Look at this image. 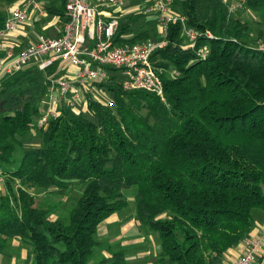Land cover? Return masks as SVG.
<instances>
[{"label":"trees","instance_id":"trees-1","mask_svg":"<svg viewBox=\"0 0 264 264\" xmlns=\"http://www.w3.org/2000/svg\"><path fill=\"white\" fill-rule=\"evenodd\" d=\"M65 4L46 11L65 20ZM246 5L264 16V0ZM229 7L224 0H174L199 37L185 49L181 23L170 24L166 45L153 55L165 102L144 90L126 92L114 78L98 83L116 113L87 95L95 120L63 109L39 130L42 146L24 149L16 169L21 137L34 130L49 84L35 67L3 82L0 235L27 242L28 261L88 264L99 226L129 208L127 191L135 192L137 222L159 235L156 264H222L255 230L253 210L264 212V51L246 42L252 26ZM5 19L0 11V30ZM136 20L120 19L115 42L133 34ZM147 39L143 33L126 42ZM261 39L264 29L254 44ZM202 47L210 49L206 59L198 55ZM174 71L178 76L167 75ZM47 73L60 75L57 65ZM17 181L36 193L76 183L83 193L67 219H53ZM127 263L123 250L100 262Z\"/></svg>","mask_w":264,"mask_h":264},{"label":"built area","instance_id":"built-area-1","mask_svg":"<svg viewBox=\"0 0 264 264\" xmlns=\"http://www.w3.org/2000/svg\"><path fill=\"white\" fill-rule=\"evenodd\" d=\"M174 0H151L141 10L145 16L156 15L160 23L162 41L152 39L126 42L133 37L124 36V43L115 42V36L123 16L126 0H66L65 23L57 37L45 34L16 56L20 43L14 35L31 19L32 12L45 17L47 11L40 0H18L6 16L0 30V89L3 82L26 69L37 68L47 74L50 97L49 111L38 117L34 130L44 129L51 120L57 119L63 109L73 113L87 106V95L110 108L114 100H107L108 94L98 83H106L112 78L126 92L144 90L156 94L165 102L163 70L154 65L152 57L156 50L166 45L167 29L170 24L181 23L183 48H195L199 34L187 24V19L175 11ZM234 13L237 6L231 5ZM211 37L210 34H207ZM264 51V44L257 47ZM201 59L210 55L208 47L198 50ZM57 65L59 76L47 71ZM73 68V73L64 74ZM122 78L119 79L117 74ZM174 76H178L177 73ZM106 98V99H105ZM79 115V114H78ZM1 182V180H0ZM244 255L231 264H262L264 262V227L259 236L245 240ZM262 262V263H259Z\"/></svg>","mask_w":264,"mask_h":264},{"label":"rangeland","instance_id":"rangeland-1","mask_svg":"<svg viewBox=\"0 0 264 264\" xmlns=\"http://www.w3.org/2000/svg\"><path fill=\"white\" fill-rule=\"evenodd\" d=\"M126 6L124 7L125 12H132L135 10H141L145 8L151 0H126ZM228 4L235 5L237 6V9L235 13H233L234 16L242 19L243 21H247L250 23L252 26V29L250 31L249 37L250 40L246 41L249 45L251 46H257L262 43L264 44V40L258 41L256 44H254V41L258 37V33L264 29L263 22H264V16L258 13L257 11L251 10L247 5H246V0H231V2H228ZM52 5V4H51ZM49 5H45V7H48ZM4 7H0L1 12H5ZM131 15V14H129ZM133 17V16H132ZM134 18L141 19L142 16L140 14L134 16ZM145 18V17H144ZM147 21H143L142 29H146L147 32H142V33H147L149 35V38H151L153 41L161 42L162 41V36L160 35V23L158 21V17L156 15H150L147 16L146 19ZM135 32H138L140 26L135 23L134 25ZM110 73H115L117 74L118 78L121 79L122 76L120 73L116 72H111ZM175 71L172 73H167L169 76L170 74L173 76ZM108 93V92H107ZM107 100L110 102L112 100V95L108 93L106 95ZM105 98V99H106ZM50 108V97L48 95H45L42 98V102L39 105V114L38 117L41 116L43 113H46L49 111ZM114 109V108H113ZM115 111V109H114ZM116 113V111H115ZM76 115H83L85 118L90 119V120H95V118L87 111L84 113L82 110H78V112H74ZM21 149L18 150L16 154V160L18 161L17 165L13 167V169H16L19 165V160L22 157V152L24 149L29 150V149H35L38 147L42 146V136L40 131L33 130L29 135L26 137H21ZM0 170L3 171V167L0 164ZM16 187H24L27 189V186L20 181L16 182ZM264 189V186H263ZM31 193H35L37 195V198L42 201V206L45 207L46 209L50 210V216L53 219H61L65 220L68 218V215L70 211L77 205L78 200L82 196L83 193V186L80 184H72L68 189L66 190H58L56 188H51L48 191L42 192V193H36L34 189L29 188L27 189ZM1 193V190H0ZM126 197L130 202L129 208L120 213L119 215L127 216L126 214H130L132 212V215L135 217V205H134V198H135V192L134 191H127L126 192ZM132 216V217H133ZM253 217L255 219V222L257 224V227L259 225H262L264 223V212L260 209H255L253 210ZM138 227V226H136ZM135 227V228H136ZM255 228V229H256ZM109 235L108 236H103L102 231L97 233V241L98 245L94 248L93 254L89 259L88 264H100L102 259L112 252H117V251H125L126 257H127V264H156V259L157 255H159L160 252V239L159 235L156 232L150 231L148 228L144 226H139L138 231H132L131 233L122 236V231L117 227V226H112L109 225ZM134 229V228H133ZM105 233V232H104ZM12 239L10 237H5L0 235V244H4V249L7 248L6 246V239ZM142 239L144 238L145 242V249L151 250L152 251V256H149L147 258H142V260H139L137 258L138 256V251L133 250V245L132 244H127V242L123 243V240H131V239ZM14 239V238H13ZM10 243L12 240H7V242ZM26 245L25 248H28L30 251L31 247L30 245L25 242ZM142 244V243H141ZM6 246V247H5ZM142 248V245L137 248L140 250ZM3 249V250H4ZM28 251V254H29ZM27 264H32L31 261H26Z\"/></svg>","mask_w":264,"mask_h":264},{"label":"crops","instance_id":"crops-1","mask_svg":"<svg viewBox=\"0 0 264 264\" xmlns=\"http://www.w3.org/2000/svg\"><path fill=\"white\" fill-rule=\"evenodd\" d=\"M65 1L66 0H40V3L46 11L47 8L61 6ZM224 1L227 3L231 2V0H224ZM12 5H9L6 2L0 1V7H4L5 10H7L6 16L8 15V12L10 11V8L12 7ZM45 5L46 6L49 5V6L45 7ZM125 6H126V3H125ZM143 9H141V10H143ZM141 10H135L132 12H125L124 7H123V13H122L123 16L121 18L126 17V16H133L134 17L138 14H140L142 16L141 19H138V20H136L137 22H135L136 24H138V26H140L138 32L134 31L135 27L133 26V34L129 35V37H134L135 35L143 34L142 32H147L146 29H142L143 21H147V20H145L147 16L141 14ZM129 14H131V15H129ZM31 16L32 17L28 21V23L24 27H22L14 35V40L17 41L18 43H20V47L16 49V56L21 52L22 49L27 48L30 45H32V43L35 42L37 40L38 36L41 34H45L46 36H49V37L59 36L61 31H62V28L64 26V23H65V20L63 18H61L59 15H51L48 13V11H47V16H45V17H42V16L36 14L35 12H32ZM149 39H151V38H149ZM3 55H4V53L0 52V57H2ZM68 73H73V68H71L70 70H68L64 74H68ZM80 108L82 111H84V113L88 111V107L85 105L81 106ZM37 119H38V117H35L34 124L36 123ZM0 180H1V182H0V190H1L0 196H1L5 192V182H6L5 175L3 174V171H1V170H0ZM41 204H42V201H41ZM119 214L120 213H117V214L111 216L109 219L104 221L99 226V229H98L99 235H100V231H102L103 236H108L109 232H110L109 225L117 226L122 231L121 232L122 236L131 233L133 230L138 231L140 224H139V222H137L135 217L132 215V212L130 214H126L127 216H123V217H122V215H119ZM136 226H138V227H136ZM262 227H264V223L262 225H259V227L256 228L249 235L248 238H256L257 236H259L260 230ZM11 240H12L11 243H10V241L9 242L6 241L7 248L4 249L0 253V264H27L26 261H28V251L29 250H28V248H25V246H24V245H26L25 241L17 239V238H14ZM127 241H129V242H127ZM124 242H127V244L130 243L133 245V250L138 251L137 258L139 260H142V258H147L149 256H152V251L144 248V246H145L144 238H142V239L136 238V239H131V240L129 239L126 241L123 240V243ZM141 245H142V248L140 250H138L137 248H139ZM245 250H246V242L244 241L243 243L237 245L234 249H231L227 253L225 260L223 261L222 264H231L236 259H239L240 257H242L244 255ZM108 256H110V255H108ZM108 256H106V257H108Z\"/></svg>","mask_w":264,"mask_h":264}]
</instances>
